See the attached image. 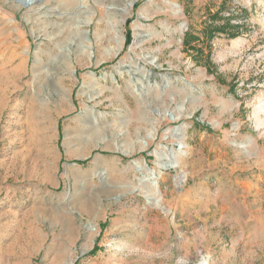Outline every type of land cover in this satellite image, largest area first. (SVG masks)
Segmentation results:
<instances>
[{
    "label": "rangeland",
    "instance_id": "obj_1",
    "mask_svg": "<svg viewBox=\"0 0 264 264\" xmlns=\"http://www.w3.org/2000/svg\"><path fill=\"white\" fill-rule=\"evenodd\" d=\"M76 1L0 0V264H264V0Z\"/></svg>",
    "mask_w": 264,
    "mask_h": 264
},
{
    "label": "bare ground",
    "instance_id": "obj_2",
    "mask_svg": "<svg viewBox=\"0 0 264 264\" xmlns=\"http://www.w3.org/2000/svg\"><path fill=\"white\" fill-rule=\"evenodd\" d=\"M4 1H8L10 4H14L15 8H17V9H20L21 7L29 8L27 12L33 13V14H31L30 16H27L26 17V21L29 22L33 27L49 26V25H60V23L64 24V22H66V21H61L60 22L59 20L52 19L53 17H51V16L54 13V7L51 8L50 6H48V4L50 3L51 0H44V2L42 4H37V3L33 4L34 0H4ZM69 1H71V0H69ZM72 1H73L72 3H77L76 0H72ZM97 1H99V2L102 1L104 4L108 3V6H110V7L111 6H115L116 7V4H115V2L113 0H97ZM135 1L136 0H129V2H130L129 4L132 6ZM79 2L81 3V5L84 6L82 0H79ZM31 4H33V5H31ZM11 6H13V5H11ZM85 7L90 9L89 6H85ZM42 8H46L47 12H41ZM88 9H87V11L85 10V11H82V13H81V15H82V17L80 18V21H81L80 23L81 24L86 25V24H88L91 21L92 16H91V13H89ZM123 12L125 14H128V12H129L128 7H125L123 9ZM105 15H106V23H107L108 27L110 28L111 32H118L117 27L121 26V24L123 22L124 15H122V16L120 15L121 19H118L119 15L117 13L111 12L109 10H107ZM68 22H69L70 26H75V25L79 24V22H76V20L74 18L68 20ZM115 41H116V43L118 45V50H120V48H121L120 44L122 42V39H121L119 34L116 35V40ZM65 64H66V66H69V63H65ZM177 119L178 118H176V120ZM180 146L182 147V145H180ZM171 167H174V165H171ZM75 178L79 179L80 178V174L76 173L75 174ZM85 209L91 210V212H92V206H90V205L86 206ZM92 233L94 235L96 233H98V227L95 224H91V226H90L89 234H92ZM202 264H207V262L203 261Z\"/></svg>",
    "mask_w": 264,
    "mask_h": 264
},
{
    "label": "trees",
    "instance_id": "obj_3",
    "mask_svg": "<svg viewBox=\"0 0 264 264\" xmlns=\"http://www.w3.org/2000/svg\"><path fill=\"white\" fill-rule=\"evenodd\" d=\"M209 21L211 23H213V21H215L216 19H220L218 12L209 15ZM129 23L130 21H128L126 23V33H125V42L128 45L131 41V36H130V30H129ZM238 33V27L236 26H231L229 24V22H226L225 24H223L222 26L219 27H208V28H204L201 31V36L202 38H200L199 36L193 35L191 33H186L184 35V39H183V46L186 48V50H193L196 51V53H199L200 50L199 48H196L195 46H191V44L193 42H198L200 43V41H211L216 35L218 34H223V35H227L230 38H234L236 37ZM205 129L210 132V129L208 127H205ZM96 247L93 249L92 253L95 252Z\"/></svg>",
    "mask_w": 264,
    "mask_h": 264
},
{
    "label": "water",
    "instance_id": "obj_4",
    "mask_svg": "<svg viewBox=\"0 0 264 264\" xmlns=\"http://www.w3.org/2000/svg\"><path fill=\"white\" fill-rule=\"evenodd\" d=\"M169 118H170L171 121H176V118L173 115H171ZM178 119H180V117ZM176 130H179V128L176 127ZM175 145L178 147V149H180L179 146H178V144H175ZM122 154L125 155V153H122ZM173 162H174V158L168 164H163L162 165V168L163 169H170V168H172L171 165H173Z\"/></svg>",
    "mask_w": 264,
    "mask_h": 264
}]
</instances>
